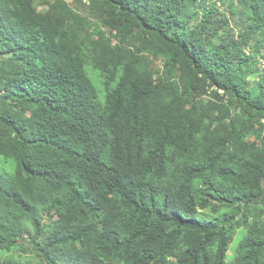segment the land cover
I'll return each instance as SVG.
<instances>
[{
	"label": "trees",
	"instance_id": "obj_1",
	"mask_svg": "<svg viewBox=\"0 0 264 264\" xmlns=\"http://www.w3.org/2000/svg\"><path fill=\"white\" fill-rule=\"evenodd\" d=\"M261 65L264 0H0V264H264Z\"/></svg>",
	"mask_w": 264,
	"mask_h": 264
},
{
	"label": "rangeland",
	"instance_id": "obj_2",
	"mask_svg": "<svg viewBox=\"0 0 264 264\" xmlns=\"http://www.w3.org/2000/svg\"><path fill=\"white\" fill-rule=\"evenodd\" d=\"M66 2H71V0H64ZM35 6L36 8L38 9L39 12H42V13H47L48 12V8L45 7V6H41L39 3H35ZM261 71L264 69V66H260L259 68ZM90 71V75H91V78L94 80L95 84L97 85L98 89H99V92H100V99L101 100H104V92H102L101 90V85L99 83V78L98 76L92 71V70H89ZM251 79H256V76L252 77ZM245 232V229H239L237 231V234L235 235V238L233 240V242L231 243V246H230V252H229V260L232 261L233 257V253L236 251L240 241H241V237L243 235V233ZM16 257H20L19 253H15ZM23 260H30V261H35L37 262V258L34 257V256H31V257H26V258H23ZM179 264H183V263H179Z\"/></svg>",
	"mask_w": 264,
	"mask_h": 264
}]
</instances>
